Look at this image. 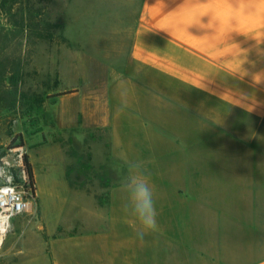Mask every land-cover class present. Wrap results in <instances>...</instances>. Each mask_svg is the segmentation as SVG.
<instances>
[{"label": "rangeland", "instance_id": "374dc122", "mask_svg": "<svg viewBox=\"0 0 264 264\" xmlns=\"http://www.w3.org/2000/svg\"><path fill=\"white\" fill-rule=\"evenodd\" d=\"M121 1L0 0V181L30 187L22 158L29 155L39 200L35 191L28 212L36 208L38 215L26 228L108 220L130 161L142 162L147 176H206L233 183L230 192L259 194L264 223V119L258 131L246 132L115 71L111 39L121 30L126 38L138 15L137 0ZM94 113L100 122L85 117ZM122 205L124 198L114 209ZM28 212L12 218L7 243H26L20 234ZM120 227L134 240L132 249L126 241L118 246L116 264L145 256L157 264L163 252L144 248L157 230Z\"/></svg>", "mask_w": 264, "mask_h": 264}, {"label": "crops", "instance_id": "0c3cea01", "mask_svg": "<svg viewBox=\"0 0 264 264\" xmlns=\"http://www.w3.org/2000/svg\"><path fill=\"white\" fill-rule=\"evenodd\" d=\"M134 4L138 15L126 38L121 30L111 39L110 56L118 58L115 71L168 94L178 106L246 132L258 131L264 119V0ZM100 115L85 117L100 122ZM105 115L110 120L111 114ZM147 177L158 227L157 239L144 248L163 252L157 264H264L263 212L255 203L259 194L230 192L233 183L206 176ZM126 180L112 192L109 219L92 220L87 227L40 222L29 232L28 223L38 215L32 209L20 234L26 243H7L6 236L0 264H116L118 246L126 241L132 249L134 240L130 236L127 241L120 226L125 224L126 231L141 225L125 207ZM35 196L39 200L37 191ZM123 198L124 206L114 209ZM145 257L146 262L136 264H149Z\"/></svg>", "mask_w": 264, "mask_h": 264}, {"label": "clouds", "instance_id": "9594fccd", "mask_svg": "<svg viewBox=\"0 0 264 264\" xmlns=\"http://www.w3.org/2000/svg\"><path fill=\"white\" fill-rule=\"evenodd\" d=\"M128 167L131 174L127 177L125 188L129 193V204L125 207L126 209L131 207V211L139 220L142 229L155 231L158 227V213L148 177L140 171L142 162L130 161ZM137 234L143 237L145 232L142 230Z\"/></svg>", "mask_w": 264, "mask_h": 264}, {"label": "built area", "instance_id": "2783aa9c", "mask_svg": "<svg viewBox=\"0 0 264 264\" xmlns=\"http://www.w3.org/2000/svg\"><path fill=\"white\" fill-rule=\"evenodd\" d=\"M0 166V177H3ZM35 196L25 182L18 185L11 181H0V247L10 231L11 220L18 214L28 212Z\"/></svg>", "mask_w": 264, "mask_h": 264}, {"label": "trees", "instance_id": "16d2710c", "mask_svg": "<svg viewBox=\"0 0 264 264\" xmlns=\"http://www.w3.org/2000/svg\"><path fill=\"white\" fill-rule=\"evenodd\" d=\"M65 94H59V96H62V95H65ZM22 158H23V165H24L25 173L27 175L28 183L30 185V188L33 191V194L35 195V191H36L35 184H36V182H35L33 166H32V164L30 162L28 154H26V153L23 154Z\"/></svg>", "mask_w": 264, "mask_h": 264}]
</instances>
